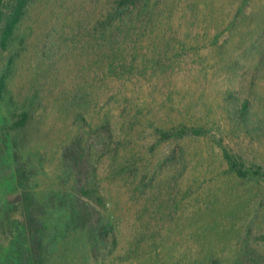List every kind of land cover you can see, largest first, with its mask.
<instances>
[{
  "label": "rangeland",
  "instance_id": "rangeland-1",
  "mask_svg": "<svg viewBox=\"0 0 264 264\" xmlns=\"http://www.w3.org/2000/svg\"><path fill=\"white\" fill-rule=\"evenodd\" d=\"M20 1L0 264H264V0Z\"/></svg>",
  "mask_w": 264,
  "mask_h": 264
},
{
  "label": "trees",
  "instance_id": "trees-1",
  "mask_svg": "<svg viewBox=\"0 0 264 264\" xmlns=\"http://www.w3.org/2000/svg\"><path fill=\"white\" fill-rule=\"evenodd\" d=\"M120 1H125V0H120ZM24 2L22 1H18V4L15 8H13V13L11 15V17H7L8 14L5 13V10H3L2 8H0V48L1 49H5L7 46H8V41H10V35L12 34V30H13V27L15 25V22L16 20L18 19L19 15H20V7H23L21 6ZM0 5H2V1L0 0ZM4 6H7L6 4H4ZM3 6V7H4ZM5 9V8H4ZM6 9H9V7H7ZM11 18V19H10ZM2 19H5V21L2 23ZM3 76L0 75V97H1V91L3 90L2 87H3ZM26 120V114L23 113L21 115L20 118H18L15 122H14V127H18L20 125H22ZM15 141V137L12 136V141ZM78 146V145H77ZM73 148H76V146H74ZM69 160L72 162V166L75 170H77V172L79 173L80 171V168L83 164L87 163V159H86V154L83 152V150L79 147L78 150H71L70 151V155H69ZM235 166L236 164L233 163ZM28 197V201L26 200V202L24 203V211H23V214H25V216H27L28 218L29 217H35V213H36V210H37V206L35 205V203L31 200V197L30 196H27ZM34 212V213H33ZM32 213L31 215H28ZM32 220H35V219H29V222H30V226L33 224L32 223ZM30 229H32L30 227ZM35 235L38 236L37 239H40L41 236H42V232H43V229H41L38 225L35 226V231H34ZM30 235H32V231L30 230ZM37 241V240H36ZM38 247L40 246L39 244V241L36 242ZM244 264V263H243ZM245 264H255L254 262H250V261H247V263Z\"/></svg>",
  "mask_w": 264,
  "mask_h": 264
}]
</instances>
